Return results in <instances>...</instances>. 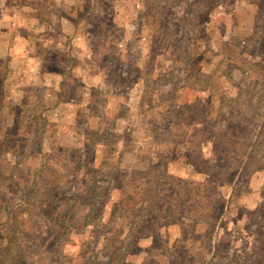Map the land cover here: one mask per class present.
Returning a JSON list of instances; mask_svg holds the SVG:
<instances>
[{
  "label": "rangeland",
  "instance_id": "1",
  "mask_svg": "<svg viewBox=\"0 0 264 264\" xmlns=\"http://www.w3.org/2000/svg\"><path fill=\"white\" fill-rule=\"evenodd\" d=\"M1 9L0 264H264V0Z\"/></svg>",
  "mask_w": 264,
  "mask_h": 264
},
{
  "label": "crops",
  "instance_id": "2",
  "mask_svg": "<svg viewBox=\"0 0 264 264\" xmlns=\"http://www.w3.org/2000/svg\"><path fill=\"white\" fill-rule=\"evenodd\" d=\"M13 11L15 10L1 9L0 11V52L8 50L10 54L17 52L20 48L19 46H15V44L11 41L12 37H15V33L18 30V26L16 25L17 22L20 23L24 21V27L28 28V32L30 31V33L33 32L34 29L37 30L39 28H44L40 24L43 21L42 19H34V16L31 14L26 16V18H16V14H14ZM6 38L8 39V44H5L4 42ZM46 71L48 73L50 70L48 71L46 68Z\"/></svg>",
  "mask_w": 264,
  "mask_h": 264
}]
</instances>
